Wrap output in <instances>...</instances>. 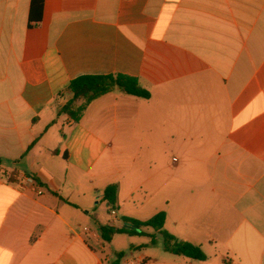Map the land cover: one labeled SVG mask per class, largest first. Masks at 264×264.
<instances>
[{"label":"crops","instance_id":"1","mask_svg":"<svg viewBox=\"0 0 264 264\" xmlns=\"http://www.w3.org/2000/svg\"><path fill=\"white\" fill-rule=\"evenodd\" d=\"M32 1L0 0V264H110L121 243V264H264V0H44L40 21ZM117 75L149 99L58 115L73 80ZM159 212L207 260L150 228L101 238Z\"/></svg>","mask_w":264,"mask_h":264},{"label":"trees","instance_id":"2","mask_svg":"<svg viewBox=\"0 0 264 264\" xmlns=\"http://www.w3.org/2000/svg\"><path fill=\"white\" fill-rule=\"evenodd\" d=\"M44 0H33L30 20L40 21L43 14ZM119 89L125 95L149 99L148 91L143 90L135 78L117 75V76H82L73 80L67 92L73 95V99L67 103L60 111L59 116L67 115L75 123H79L89 105L95 100ZM118 201V188L111 185L104 191V202L107 203L109 210L116 209ZM167 221L165 212L157 213L148 221H138L125 218V227L114 228L111 225H99L101 238L105 243H112L117 235L147 236L145 229H153L163 240L164 249L177 256H183L189 259L205 261L206 254L201 247L187 241H179L173 235L169 234L164 228ZM129 227H132L129 228ZM151 245L157 244V236L150 237ZM125 253L119 252L117 260L110 264H121Z\"/></svg>","mask_w":264,"mask_h":264},{"label":"rangeland","instance_id":"3","mask_svg":"<svg viewBox=\"0 0 264 264\" xmlns=\"http://www.w3.org/2000/svg\"><path fill=\"white\" fill-rule=\"evenodd\" d=\"M106 214L107 215H109V214H111V212L109 211V212H106ZM113 247V246H112ZM111 247V248H112ZM117 250V251H122L123 253H125V255H129V249H128V246H127V244H123V243H121L120 244V247L119 248H116V247H114V249L113 250ZM111 255H112V257H113V260L114 261H116L117 260V257L113 254V253H111Z\"/></svg>","mask_w":264,"mask_h":264},{"label":"built area","instance_id":"4","mask_svg":"<svg viewBox=\"0 0 264 264\" xmlns=\"http://www.w3.org/2000/svg\"><path fill=\"white\" fill-rule=\"evenodd\" d=\"M27 181L31 185H34V183H35V181H34V179L32 177H28L27 178ZM39 194H42V191H40ZM110 211H111V216H113V217H116L117 216V213H116L115 210L111 209Z\"/></svg>","mask_w":264,"mask_h":264},{"label":"water","instance_id":"5","mask_svg":"<svg viewBox=\"0 0 264 264\" xmlns=\"http://www.w3.org/2000/svg\"><path fill=\"white\" fill-rule=\"evenodd\" d=\"M129 228H131V229H132V227H129Z\"/></svg>","mask_w":264,"mask_h":264}]
</instances>
